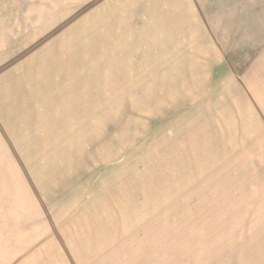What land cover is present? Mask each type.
Returning <instances> with one entry per match:
<instances>
[{
  "label": "rangeland",
  "instance_id": "374dc122",
  "mask_svg": "<svg viewBox=\"0 0 264 264\" xmlns=\"http://www.w3.org/2000/svg\"><path fill=\"white\" fill-rule=\"evenodd\" d=\"M253 100L264 0H0V241L53 206L84 264H264Z\"/></svg>",
  "mask_w": 264,
  "mask_h": 264
},
{
  "label": "crops",
  "instance_id": "0c3cea01",
  "mask_svg": "<svg viewBox=\"0 0 264 264\" xmlns=\"http://www.w3.org/2000/svg\"><path fill=\"white\" fill-rule=\"evenodd\" d=\"M250 107L249 111V106L245 107L246 110L244 108V115L251 114L252 119L243 118V121L251 126L244 130L252 132L245 134V138L251 139V145L264 160V102L253 100ZM51 209L54 212L49 211L47 218L43 217L42 210H38L37 219L34 223L29 222L28 233L17 230V235L12 234L7 240L0 241V264H84L82 250L86 231L83 221L68 220L62 211L57 213L59 210L53 206ZM15 226L12 224L14 229Z\"/></svg>",
  "mask_w": 264,
  "mask_h": 264
}]
</instances>
